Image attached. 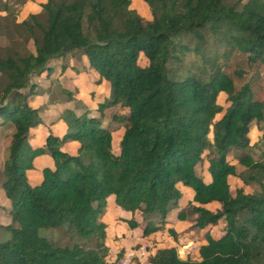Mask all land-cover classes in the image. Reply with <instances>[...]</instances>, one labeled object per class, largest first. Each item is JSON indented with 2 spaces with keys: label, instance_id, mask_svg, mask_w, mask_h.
I'll list each match as a JSON object with an SVG mask.
<instances>
[{
  "label": "trees",
  "instance_id": "1",
  "mask_svg": "<svg viewBox=\"0 0 264 264\" xmlns=\"http://www.w3.org/2000/svg\"><path fill=\"white\" fill-rule=\"evenodd\" d=\"M9 1L1 11L8 12ZM143 1L148 20L129 8V0H44L38 13L12 19V28L0 32L8 42L0 46V125L13 127L1 171L9 222L0 224V264H114L124 254L121 249L107 260L100 220L106 198L140 214L144 237L164 228L181 197L177 184L193 191L194 204L176 217L189 213L199 229L221 220V233L204 232L197 259L161 247L147 256L150 264H264V155L245 152L250 125L264 127V80L248 71L264 67V0ZM187 52L195 59L189 65ZM231 55L241 56L248 69L224 67ZM81 56L109 86V99L98 103L94 116L54 82L46 88L49 101L73 104L58 114L66 130L31 146L28 130L41 122L40 107L28 104L36 79L49 77L52 61L63 70L69 58ZM219 93L224 106L216 101ZM115 105L111 119L124 126L113 152L102 117ZM66 141L77 142L75 154L60 149ZM230 147L240 149L234 157L244 174L227 159ZM40 154L52 164L32 186L25 171ZM228 176L260 190L231 193ZM210 202L218 207L203 206ZM123 221L138 226L134 218ZM167 233L176 240L171 228ZM130 264L140 263L131 257Z\"/></svg>",
  "mask_w": 264,
  "mask_h": 264
},
{
  "label": "crops",
  "instance_id": "2",
  "mask_svg": "<svg viewBox=\"0 0 264 264\" xmlns=\"http://www.w3.org/2000/svg\"><path fill=\"white\" fill-rule=\"evenodd\" d=\"M44 2V0H27L23 3L22 6L19 7V12L15 15V22H20L21 20L25 19L26 16L30 13H38L40 11V4ZM31 4H33L31 6ZM27 9V10H26ZM25 11V12H24ZM5 12L0 11V15H3ZM52 71L49 77L44 78V74H42L39 78L36 79L38 82L37 93L34 94L28 100V104L31 107H40L39 115L41 118V122L28 130V142L31 146H39L43 143L44 138L47 134L51 133L57 136H61L65 130L66 125L63 121L58 118V114L65 108L71 107L73 104L72 102L61 103L59 101H49V95H51L52 91H47L46 88L53 86L54 82L59 83L65 89L71 90L73 92V97L80 101L83 105L86 106L89 113L91 115H98L96 111L97 105L100 102L105 100L107 84L103 79H99L98 75L95 71L90 68L86 67V59L84 56H81L78 60L74 58H69L67 60V64L63 70L60 69V62L59 61H52ZM118 107L115 105L113 107L109 106L103 110V117H102V124L105 125L107 128L111 120V115L117 111ZM260 132L259 128L255 124H251L249 127L248 138L249 144L251 146L256 145V141L259 139L257 138V134L255 140H251L250 132L251 128ZM109 129V128H108ZM110 130V129H109ZM123 128L121 130H110L111 133V145L113 135L115 136V147H113L112 151L116 152L118 149V142L121 137ZM261 133V132H260ZM261 135V134H260ZM77 142L76 141H66L61 144L60 149L63 152L68 154H75L77 149ZM256 148V147H255ZM263 152V149L261 150ZM227 153V159H228ZM264 155V152H263ZM233 158V156L230 154ZM5 155L0 160V165L2 164L3 160H5ZM230 163L235 164L236 169V159L233 158L229 160ZM52 161L51 158L47 154H40L36 156L33 160V168L27 169L25 171V175L27 181L30 185H36L41 180V168L44 166H51ZM3 165V164H2ZM199 175L202 176L204 181L209 179L206 171L197 172ZM235 178V176H228L227 181L229 185V179ZM237 186V185H236ZM178 189L181 192V197L177 203L179 207L186 205L188 202H192L193 191L186 186L181 184H177ZM241 187L237 186V188ZM243 190L244 188L241 187ZM229 190L231 191L230 185ZM245 191V190H244ZM232 193V191H231ZM205 208L208 209H215L218 207L216 202H210L208 204L203 205ZM211 207V208H210ZM8 208L9 202L4 197L3 190L0 187V224H6L9 222L8 216ZM134 212L131 213L129 211H125L115 205L114 198L112 195H109L106 198V204L103 209V212L100 215V220L103 221L106 225L105 227V244L108 247V255L107 260L113 261L117 256L118 252L122 249L123 254H130L131 257L137 258L140 264H150L147 261V256L149 254H153L156 248L161 247H177L179 244L183 243H192L193 246V253L194 255L191 258L197 259V250L199 245L203 244L205 241L203 239V234L205 231H209V234L212 237H218L220 233L216 236L211 232V226H208L203 229H199L193 227V221L186 220H177L176 213L173 211L169 212L165 216L164 228L162 230L155 231L148 236H141V229L142 227H135L129 228L127 223L123 221L134 218L137 222V218L134 216ZM193 219V216L192 218ZM221 220H219L220 222ZM143 225V223H142ZM222 227V224H221ZM171 228L176 234V240H174L168 233L167 229ZM201 231V236L199 242L195 241L196 235L195 230ZM221 229V228H220ZM158 233H163L164 238L166 240V245H158L155 244L152 247L150 244V239H156V235ZM190 235H193L191 238ZM150 240V241H149ZM152 243V242H151ZM146 247V248H145ZM150 247V249H147ZM183 258V257H182Z\"/></svg>",
  "mask_w": 264,
  "mask_h": 264
},
{
  "label": "rangeland",
  "instance_id": "3",
  "mask_svg": "<svg viewBox=\"0 0 264 264\" xmlns=\"http://www.w3.org/2000/svg\"><path fill=\"white\" fill-rule=\"evenodd\" d=\"M4 1L5 0H0V8L2 7ZM225 1L227 3H231L234 0H225ZM242 1H245V0H242ZM32 5L33 4H31V6ZM8 6H9L8 7V9H9L8 12L4 11L5 13L3 15H0V18L8 17L6 22L5 21L3 22V20H0L1 21L0 22L1 23L0 32H3V33L9 31L12 28L10 20H12V19L14 20L15 19V15L17 14V12H19V7H18V4H16V0H10ZM129 8L132 9L137 15H139L140 17H142L145 20H148L151 17L149 9L147 8V6H146V4H145V2L143 0H129ZM7 44H8V42H7L6 37L4 35H0V46L2 48H5V46H7ZM27 46L31 47L30 42L27 43ZM194 60L195 59H194L193 53L187 52V53L184 54L185 65H189V63L193 62ZM138 61L140 63H143L142 57H140ZM223 66L224 67L226 66L228 70H232L234 68H236V69H244V68L248 69V67L246 66V63L244 62V59L241 56H236V55H231L230 58L228 59V61L226 63H224ZM250 69H248L249 73H251L253 71L252 74L256 73V74H258L259 78H263V80H264V67L263 66H261V67L251 66ZM109 91H110L109 86H107L105 100L109 99ZM224 97H225V95L223 93H219L217 98H216L217 103L222 105V106H224L225 105ZM67 102L68 101H65V102L63 101L61 103L65 104ZM111 107H113V106H111ZM123 116H124L123 118L126 117V115H123ZM218 116L219 115H217L216 117H218ZM111 120L112 121H110L109 126H108V128L110 130H121V128H123L124 120L121 121L119 118H114V119H111ZM12 131H13L12 125H10L8 123L3 125V126L0 125V160H1V158L4 157V155L6 156L7 146H8ZM260 132L258 131V129L254 130L253 127L251 128V132H250L251 140H253V141L255 140V138H256L255 134H257V138L259 137V139L256 141V145L251 146L250 149L249 150H245V152L248 153L253 158H258L262 149H263V152H264V127H263V129L260 130ZM209 136L211 137V134ZM114 142H115V136L113 135V139H112L113 147H115ZM112 145H111V149H113ZM228 152H229L228 159L232 160L233 158H235L234 155L237 156L239 154L240 149L239 148L230 147ZM230 154L233 156V158L230 156ZM263 161H264V159H263ZM3 162H4V160H3ZM3 162H2V164H3ZM2 164L0 165V183L2 181V173H1L2 166H3ZM198 171L201 173V168H198ZM203 171L204 170L202 169V172ZM236 171L241 173V174L245 173V170L243 169V167L238 165V164H236ZM229 185H230L232 193H234L235 188H237V186H240V185H241V187L244 188L245 192H251L252 193V192H256V191L260 190V187L257 186L256 183L252 182L249 185H244L241 182V180L238 177H236V176H235V178H230L229 179ZM186 208H187V205H184L182 207H179L178 205H176L175 207L170 209V212L173 211L174 213H177L181 209L186 210V212H188V209H186ZM134 213H135L134 214L135 218H137V220H138V227H142L143 221L141 219L140 214L138 212H134ZM187 214L188 215H187V217L184 220L187 219L188 221H191L192 220L191 219L192 216H190L189 213H187ZM8 217H9V215L7 216V218ZM177 220H180V219H177ZM221 224H222V221H220V222L218 221L216 225L211 227L210 230L215 236L220 233ZM193 235H196L195 241L199 242L200 236H201V231H198L196 229L195 233ZM193 235H190L189 237L191 238ZM163 236H164L163 233H158L155 236L156 239H154V238L150 239L151 241L150 240L149 241H150V244H152V247H154L155 244H158L160 246L161 245H166V243H165L166 240H165V238ZM183 244H186V243H183ZM147 249H150V247H147ZM192 251L193 250L190 249V251H189L190 255L189 256H193L194 255V253ZM189 256H187V257H189Z\"/></svg>",
  "mask_w": 264,
  "mask_h": 264
},
{
  "label": "built area",
  "instance_id": "4",
  "mask_svg": "<svg viewBox=\"0 0 264 264\" xmlns=\"http://www.w3.org/2000/svg\"><path fill=\"white\" fill-rule=\"evenodd\" d=\"M192 243H186V244H179L177 247H175L177 254L179 257H187L190 255V249H193ZM184 255V256H183ZM130 254H124L123 256L119 257L114 264H130Z\"/></svg>",
  "mask_w": 264,
  "mask_h": 264
}]
</instances>
